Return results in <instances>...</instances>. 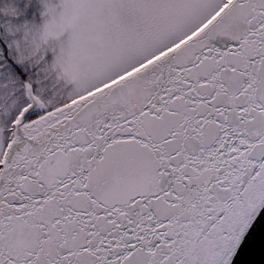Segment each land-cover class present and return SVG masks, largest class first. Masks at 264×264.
<instances>
[{"label": "snow or ice", "instance_id": "6c2138e0", "mask_svg": "<svg viewBox=\"0 0 264 264\" xmlns=\"http://www.w3.org/2000/svg\"><path fill=\"white\" fill-rule=\"evenodd\" d=\"M20 6L0 264H264V0Z\"/></svg>", "mask_w": 264, "mask_h": 264}, {"label": "rangeland", "instance_id": "374dc122", "mask_svg": "<svg viewBox=\"0 0 264 264\" xmlns=\"http://www.w3.org/2000/svg\"><path fill=\"white\" fill-rule=\"evenodd\" d=\"M33 0H25V6H27L28 3H32ZM49 0H37L38 4H44L48 3ZM15 9L17 12H22L23 9L20 6V0H3V3H0V9ZM34 31L39 32V28L37 27L34 29Z\"/></svg>", "mask_w": 264, "mask_h": 264}]
</instances>
